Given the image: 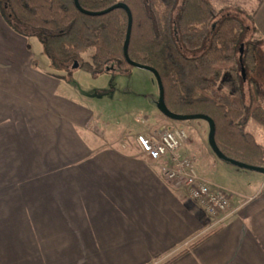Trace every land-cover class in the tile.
<instances>
[{
  "label": "crops",
  "instance_id": "crops-1",
  "mask_svg": "<svg viewBox=\"0 0 264 264\" xmlns=\"http://www.w3.org/2000/svg\"><path fill=\"white\" fill-rule=\"evenodd\" d=\"M207 1L261 42L243 68L250 104L264 96V0ZM20 31L0 13V264H162L183 249L170 264H264V174L234 188L238 211L209 217L146 154L106 144Z\"/></svg>",
  "mask_w": 264,
  "mask_h": 264
},
{
  "label": "trees",
  "instance_id": "trees-1",
  "mask_svg": "<svg viewBox=\"0 0 264 264\" xmlns=\"http://www.w3.org/2000/svg\"><path fill=\"white\" fill-rule=\"evenodd\" d=\"M79 2L88 11L125 3L133 17L129 57L159 72L167 107L177 114L208 115L216 125V143L226 156L264 167V143L246 130L252 120L264 132V96L253 90L250 104L246 103L241 69L243 65L249 74L255 73L261 42L249 39L239 18L222 16L223 9L207 0ZM0 13L15 31L21 32L18 26H22L37 32L57 69L68 72L75 61L95 75L129 73L133 68L124 55L129 26L124 9L90 16L77 9L75 0H0ZM91 49L92 61H81L80 56ZM250 84L257 86L253 78ZM186 252L183 249L162 264Z\"/></svg>",
  "mask_w": 264,
  "mask_h": 264
},
{
  "label": "rangeland",
  "instance_id": "rangeland-1",
  "mask_svg": "<svg viewBox=\"0 0 264 264\" xmlns=\"http://www.w3.org/2000/svg\"><path fill=\"white\" fill-rule=\"evenodd\" d=\"M18 27L27 33L30 45L36 53L34 64L59 76L63 81L62 91L65 94L71 92L70 95L75 99L89 104L94 109L93 126L106 144L114 141L124 149L139 152L141 150L136 142L137 135L156 132L163 127L183 129L187 132L189 140L182 153L193 160L202 176L236 192L239 191L234 188L246 191L256 187L255 179L260 177L261 173L229 164L214 154L208 142L207 121L193 119L175 122L160 112L159 87L153 73L133 67L129 73L105 71L95 75L80 67L72 69L73 64L68 67V72L57 69L50 64L37 32ZM244 39L246 40L245 35ZM93 52L91 49L83 53L80 60L91 62ZM241 69L243 71V65ZM249 130L260 138L256 124ZM182 189L185 192L184 188Z\"/></svg>",
  "mask_w": 264,
  "mask_h": 264
},
{
  "label": "built area",
  "instance_id": "built-area-1",
  "mask_svg": "<svg viewBox=\"0 0 264 264\" xmlns=\"http://www.w3.org/2000/svg\"><path fill=\"white\" fill-rule=\"evenodd\" d=\"M188 140L185 130L174 127H163L136 137L141 152L157 164L168 181L184 188L188 197L209 217L219 218L238 211L243 205V201H238L241 196L202 176L193 160L182 153Z\"/></svg>",
  "mask_w": 264,
  "mask_h": 264
},
{
  "label": "water",
  "instance_id": "water-1",
  "mask_svg": "<svg viewBox=\"0 0 264 264\" xmlns=\"http://www.w3.org/2000/svg\"><path fill=\"white\" fill-rule=\"evenodd\" d=\"M75 6L77 7V9L86 14V15H90V16H99V15H104L107 14L115 9H124L127 14H128V19H129V26H128V33H127V39L125 41V45H124V55L125 58L127 60V62L132 65L133 67H139V68H143L146 69L148 71H150L151 73H153V75L156 78V81L158 83V87H159V98H158V108L160 110V112L165 115L167 118L174 120V121H187V120H193V119H202L207 121L208 126H209V135H208V142L209 145L212 149V151L214 152V154L221 160L232 164L234 166L240 167V168H244V169H248V170H252V171H256L259 172L261 174H264V167H257V166H253V165H249L243 162H240L238 160L232 159L228 156H226L218 147L217 143H216V139H215V135H216V125L214 120L209 117L208 115L205 114H191V115H183V114H177L172 112L166 105L165 102V90H164V85L161 79V76L159 74V72L151 67L148 66H144L141 65L139 63L134 62L133 60L130 59L129 54H128V49H129V42H130V36H131V30H132V23H133V17H132V13L130 8L123 2H119L114 4L113 6L104 9L102 11H88L86 9H84L81 5L79 0H75ZM80 67V62L79 61H75L72 69L78 68Z\"/></svg>",
  "mask_w": 264,
  "mask_h": 264
}]
</instances>
